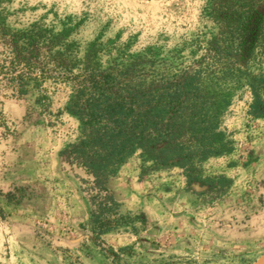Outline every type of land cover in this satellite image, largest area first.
Instances as JSON below:
<instances>
[{"label":"rangeland","instance_id":"374dc122","mask_svg":"<svg viewBox=\"0 0 264 264\" xmlns=\"http://www.w3.org/2000/svg\"><path fill=\"white\" fill-rule=\"evenodd\" d=\"M206 1L0 0V57L7 51L2 29L32 26L61 32L78 58L90 48L99 50L101 63L117 53L150 51L192 66L212 31L201 14ZM248 67L264 70V57L257 54ZM219 85L229 98L223 125L233 148L206 159L202 170L230 177L225 193L205 201L192 192L201 189L196 184L185 186L180 169L150 170L137 150L113 181L120 211L146 222L104 233L97 244L90 241L88 202L58 154L78 134V120L64 110L69 88L44 79L13 96L0 85V186L26 191L16 205L0 200V264H113L100 249L107 247L125 264L264 263V114L247 113L251 96L243 80ZM46 165L62 175L45 177L43 170L42 178L35 168ZM63 172L76 181L78 197L54 187Z\"/></svg>","mask_w":264,"mask_h":264},{"label":"trees","instance_id":"16d2710c","mask_svg":"<svg viewBox=\"0 0 264 264\" xmlns=\"http://www.w3.org/2000/svg\"><path fill=\"white\" fill-rule=\"evenodd\" d=\"M261 1L207 0L201 14L212 31L192 66L156 58L150 51L117 53L101 63L96 48L78 58L61 32L32 26L2 29L7 51L0 57V85L10 95H24L30 82L44 79L69 88L64 110L78 120V134L58 154L88 202L93 244L104 233L146 222L140 214L120 211L113 181L137 150L150 170L180 169L185 186L196 184L201 189L192 192L205 201L228 189L231 178L204 175L202 163L233 148L223 125L229 98L220 88L221 80H243L251 96L247 113L264 114V70L248 67L257 54L264 57ZM25 196L22 185L0 186V200L6 205H16ZM100 249L113 264H125L111 247Z\"/></svg>","mask_w":264,"mask_h":264},{"label":"crops","instance_id":"0c3cea01","mask_svg":"<svg viewBox=\"0 0 264 264\" xmlns=\"http://www.w3.org/2000/svg\"><path fill=\"white\" fill-rule=\"evenodd\" d=\"M0 166H1V164H0ZM54 169L56 170L55 165L50 166V167H49V165H46L45 168H43V169L41 167H37V169L35 168V172H37L38 175H41V177L43 175V173H42L43 170L45 172L44 173L45 177L47 176V174L49 172H51V174H57L60 177V175H62V174H58L59 171H55L54 173H52ZM67 174H68L67 172L66 173L63 172V177H61L59 179V181L55 183L56 186H54V187L59 186L60 190H66L65 194H67V195L68 194H73L74 196L78 197V195L76 193L77 183H76V181L72 180L71 177H68L69 174L68 175ZM17 175H18V173H17ZM32 175H33V173H32ZM69 196H72V195H69Z\"/></svg>","mask_w":264,"mask_h":264},{"label":"bare ground","instance_id":"6f19581e","mask_svg":"<svg viewBox=\"0 0 264 264\" xmlns=\"http://www.w3.org/2000/svg\"><path fill=\"white\" fill-rule=\"evenodd\" d=\"M261 264H264V263H261Z\"/></svg>","mask_w":264,"mask_h":264}]
</instances>
